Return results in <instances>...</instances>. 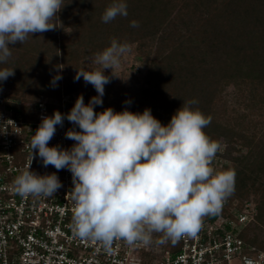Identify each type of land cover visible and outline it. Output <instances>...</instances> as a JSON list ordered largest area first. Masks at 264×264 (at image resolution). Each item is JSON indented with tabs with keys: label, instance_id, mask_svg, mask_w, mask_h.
<instances>
[{
	"label": "trees",
	"instance_id": "obj_1",
	"mask_svg": "<svg viewBox=\"0 0 264 264\" xmlns=\"http://www.w3.org/2000/svg\"><path fill=\"white\" fill-rule=\"evenodd\" d=\"M111 2L64 0L54 29L10 46L12 55L0 68L13 69L14 75L0 81V90L16 101L29 95L34 102L5 103L6 109L26 122L40 97L51 100L47 116L65 115V96L81 93L87 105L98 93L83 77L74 80L77 69L90 71L95 54L113 38L127 42L146 72L124 70L111 77L103 104L94 111L150 109L167 125L184 101H197L192 107L211 117L204 131L227 146L220 156L236 174L224 215L232 218L230 210L241 212L249 204L254 220L241 237L263 246L264 238L249 233L256 224L264 226V0H126L127 17L104 23ZM133 20L138 27H131ZM57 74L62 79L53 86ZM74 104H65L68 113ZM31 126L33 131L36 125Z\"/></svg>",
	"mask_w": 264,
	"mask_h": 264
},
{
	"label": "clouds",
	"instance_id": "obj_2",
	"mask_svg": "<svg viewBox=\"0 0 264 264\" xmlns=\"http://www.w3.org/2000/svg\"><path fill=\"white\" fill-rule=\"evenodd\" d=\"M64 5V0H0V64L12 55L10 46L54 29ZM127 15L126 0H112L101 20L110 23ZM138 26L131 21V27ZM130 51L127 42L113 38L91 61L100 68L77 69L74 80L83 77L98 95L87 105L83 95L78 96L66 114L80 129L66 132V138L76 142L70 149L48 146L65 119L59 111L42 118L29 144L31 162L38 155L44 167L72 174L74 236L100 242L109 251L117 240L149 246L154 234H160L157 244L175 245L182 237L195 236L202 218L219 213L235 185L234 170L216 171L211 166L220 144L204 131L211 117L192 107L197 101H184L167 125L150 109L94 111L103 104L105 85L110 83L104 70L117 76L114 70ZM13 75V69L0 68V81ZM60 79L59 74L54 76L52 85ZM30 165L13 181L16 193L50 197L62 187L55 173L39 175L30 171Z\"/></svg>",
	"mask_w": 264,
	"mask_h": 264
},
{
	"label": "built area",
	"instance_id": "obj_3",
	"mask_svg": "<svg viewBox=\"0 0 264 264\" xmlns=\"http://www.w3.org/2000/svg\"><path fill=\"white\" fill-rule=\"evenodd\" d=\"M5 110L0 109V264H264V245L241 237L254 220L253 208L246 204L243 211L232 209L233 217H226L227 200L219 213L202 218L195 236L182 237L175 245L157 244L160 234H154L149 246L117 240L109 251L100 242L74 236L71 172L44 167L38 155L31 162L29 144L40 123L26 133L24 123ZM45 116L44 111L41 120ZM58 129L48 146L70 149L75 141L66 138L64 123ZM224 153L220 147L211 164L214 169L223 166ZM30 163V171L58 176L62 187L53 196L22 197L15 192L14 179Z\"/></svg>",
	"mask_w": 264,
	"mask_h": 264
},
{
	"label": "rangeland",
	"instance_id": "obj_4",
	"mask_svg": "<svg viewBox=\"0 0 264 264\" xmlns=\"http://www.w3.org/2000/svg\"><path fill=\"white\" fill-rule=\"evenodd\" d=\"M61 35H62V33H61ZM98 68H100V65L92 63L91 70L98 69ZM124 70H126V72L128 74H130L132 72L133 73H136L137 76H143L145 74V72H146L144 69H142V66H141L140 61L137 60L131 52L127 53L121 59L120 66L118 68H116L114 71H115V74L116 75L120 76L121 73ZM104 75L109 76L110 78L113 77L112 70L111 69H105L104 70ZM85 91L88 92V89H86ZM230 91H232V88L230 89ZM8 94H9V91L8 90H5V89L0 90V109L1 110H5L6 109L5 103L16 104V102H19V101H16L12 97L9 98L8 97L9 96ZM80 95H81V93H76V94H74L72 96H65L64 99H63V102H61V104L63 105L64 112H65V119L63 120V123H64V126H65L66 131H68L70 129H74L76 131H80L78 125H74L73 123H71V122H69L67 120L66 114L68 113V108L65 105L66 103H75L77 97L80 96ZM50 101L51 100H49L47 98L40 97L38 99V103L43 104V107L41 108L38 105V108H35L34 107L33 109H31L32 110L31 112H32V116L33 117L32 118L29 117V119L26 122L22 120V116L21 115L18 116V120L21 121L22 123H24L22 127H23V129H24V131L26 133H29L31 131V129H32V126L31 125L36 124V123H41V121H42L41 120V114H43L44 111L47 114V110H48L47 109V104ZM33 102H34L33 98L28 95V96H25L23 100H20L19 103L21 105H23V106H29V105H33ZM54 103L58 104L57 101H54ZM6 110H5V113L7 115L9 113H11L10 115H13L15 117V115H14V113L12 111L11 112H8ZM57 132H59L58 125L56 126V132L55 133H57ZM221 147H222V150H224V151L227 148V146L225 144L222 145ZM229 152H231V149H229ZM223 166L227 167V170H230L232 168L233 164L229 160H226V161H223ZM257 225H259V224H256V227H252L251 228L250 233H249V236L250 237H254L255 235H258L259 237L264 238V226L259 227Z\"/></svg>",
	"mask_w": 264,
	"mask_h": 264
}]
</instances>
